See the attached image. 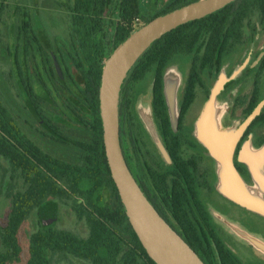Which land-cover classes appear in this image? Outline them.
Segmentation results:
<instances>
[{
    "label": "rangeland",
    "instance_id": "374dc122",
    "mask_svg": "<svg viewBox=\"0 0 264 264\" xmlns=\"http://www.w3.org/2000/svg\"><path fill=\"white\" fill-rule=\"evenodd\" d=\"M173 1L140 0V13L134 20V28ZM72 6L73 0H0V96L21 130L44 151L63 161L83 165L87 153L72 140L94 144L101 141L102 129L95 110L86 105L82 94L85 80L77 63L81 61L87 65V61L73 27ZM25 16L37 38L29 51L25 50L20 33ZM108 17L110 34V21L115 19V14ZM222 18L224 27L213 63L201 64L205 46H213L210 44L214 39L210 36L201 40V50L187 55L176 54L169 61L164 78L165 92L168 82L172 89L167 103L172 125L182 139V155L194 163L191 171L203 198L213 200L219 214L240 212V225L264 236V214L226 196L222 188L225 172L221 157L205 143L201 129L211 104L214 142L223 147L250 115L255 103H262L259 114L264 112V69L259 70L264 64V13L260 2L237 0L225 9ZM44 57L48 58L47 62ZM154 75L155 68H152L129 85L132 97L122 114V140L135 173L144 163L155 169H167L172 165L152 113ZM25 76L41 99L42 113L54 121L64 137L52 132L40 120L34 103L26 94L22 82ZM263 140L264 122H261L250 128L249 135L234 152V161L243 165L239 157L242 146L251 144L250 150L255 152ZM216 176L220 180L217 188L212 184ZM247 184L244 185L252 194L264 196V188H252ZM61 186L64 193L47 197L27 213L18 229L21 253L4 264H25L30 237L40 228L53 226L78 238L88 237L90 226L83 212V195L74 193L65 182ZM26 189L27 183L20 171L0 156L1 252L7 251L2 232L12 208V196ZM102 193L107 205L117 207L111 187L103 185ZM226 225L232 228L231 224ZM231 238L228 246L234 247L244 264H264V255H256L255 247H242L238 239ZM49 258L50 264H92L82 255L62 250L50 251Z\"/></svg>",
    "mask_w": 264,
    "mask_h": 264
},
{
    "label": "trees",
    "instance_id": "16d2710c",
    "mask_svg": "<svg viewBox=\"0 0 264 264\" xmlns=\"http://www.w3.org/2000/svg\"><path fill=\"white\" fill-rule=\"evenodd\" d=\"M193 1L196 0H175L144 23ZM235 1L237 0L199 19L185 22L154 40L128 71L120 89L118 110L122 143V114L132 97L129 85L141 79L150 69L155 68L152 85L153 117L166 142L170 158L180 170L182 169L187 179L186 165L180 155L181 140L172 128L165 94V71L169 61L176 54L187 55L196 49L201 50L203 48L201 40L207 36L213 38L214 42L210 44L213 46H209V44L205 46L201 64L205 66L207 63H213L217 56L216 49L220 45L219 40L224 27L222 14ZM258 2H260L264 13V0H255V3ZM72 11L73 27L79 35V46L87 61V65H83L81 61L77 63L85 80L82 94L86 105L95 110L96 118H98L99 126L102 129L101 141L89 144L72 140L87 153L86 163L83 165L69 163L54 157L21 130L0 96V156L18 169L27 183L25 191L12 196V208L2 232V242L7 251H0V264L6 263L13 256L20 255L22 249L18 229L27 213L35 206L40 205L47 197L64 193L62 182L67 183L74 193L83 195L85 200L83 212L90 226L89 235L82 239L53 226L40 228L30 237L29 257L25 264H50L49 252L53 250L82 255L88 258L92 264H158L147 253L132 228L111 176L104 148L103 125L99 108V86L104 61L118 44L137 29L134 28V20L140 13V0H73ZM110 14H115V19L110 21L112 31L109 34L107 19ZM20 33L25 50H31L32 42L37 38L32 32L30 20L26 16L20 25ZM37 45L41 50L43 49L38 42ZM44 61L47 62L48 58L44 57ZM263 69L264 64H261L259 70L263 71ZM22 82L27 96L34 103L40 120L52 132L64 137L54 121L42 113L39 107L41 99L35 94L30 79L25 76L22 78ZM257 104L255 103V106ZM261 122H264V112L250 121L235 150L249 135L250 128ZM236 167L240 175L246 172V170L243 171V168ZM153 177L156 180V174ZM161 180L165 179L161 177ZM103 185L112 188L118 202L117 207L113 208L104 202ZM141 188L156 207L146 190L142 186ZM192 197L194 206L208 226L209 233L203 228L195 210L191 211L189 204L192 216L188 212L184 216L183 213L181 214L185 220L182 223V232H179L182 237L206 264H244L217 235L203 212V205L195 191L192 192ZM185 198L188 200L187 197ZM159 213L168 222L167 217L162 212L159 211Z\"/></svg>",
    "mask_w": 264,
    "mask_h": 264
},
{
    "label": "water",
    "instance_id": "95a60500",
    "mask_svg": "<svg viewBox=\"0 0 264 264\" xmlns=\"http://www.w3.org/2000/svg\"><path fill=\"white\" fill-rule=\"evenodd\" d=\"M234 0H196L158 15L135 29L118 44L105 59L99 86V108L103 125V142L111 176L116 185L129 222L147 253L158 264H167L160 255L162 246L184 264H206L182 235L165 220L145 195L125 158L120 139L119 96L128 71L138 58L167 31L194 19H199ZM258 103L244 123L232 134L223 147L214 142L212 132V105L209 104L202 122L205 143L220 155L224 169L222 182L226 194L251 209L264 213V201L246 189L234 163V152L245 128L259 114Z\"/></svg>",
    "mask_w": 264,
    "mask_h": 264
},
{
    "label": "flooded vegetation",
    "instance_id": "af4514ba",
    "mask_svg": "<svg viewBox=\"0 0 264 264\" xmlns=\"http://www.w3.org/2000/svg\"><path fill=\"white\" fill-rule=\"evenodd\" d=\"M171 123H172V120H171ZM155 125L159 130V133L164 142V146L167 150L166 142L162 136V133L156 121H155ZM172 128L174 130V133L180 137V134L177 131H175L173 125H172ZM180 140H181L180 155L182 156L185 162V165H186L185 169H186V173L188 174V179L186 175L184 174V172L182 171V169L180 170L178 168V165L173 161V159L170 158L168 150H167V153H168L169 159L172 162L171 167L167 169H157V168L155 169L151 166L145 165L144 163V164H141L140 167L138 168V173H135L130 164L129 154H128L129 151H127L124 144L122 146H123L125 158L134 176L138 180L139 184L146 190L149 196L153 199V202L156 204V207L158 208L156 209L162 212L163 215L167 217L168 222L171 226H173L178 232H182V229H183L182 223L183 221H185L181 215L182 213H184L183 208L185 209L184 211L190 213L191 216H192L191 211L194 209L195 213H197V215L199 216V220L203 228L209 233V229H208V226L206 225L205 220L202 218L201 214L198 212L196 206H194L192 192L195 191L197 193L198 198L200 199L201 204L203 205V212L206 214L215 232L222 239V241L228 245L227 241H230L229 239H232L231 238L232 235L230 232V228L228 227V225H226V223L231 224L233 226L240 225V222H241L240 212L234 211L233 213H231V211H223L222 213L219 214V211H218L219 208L214 205L213 200L203 198V196L201 195L197 187L193 173L191 171V165L194 166V163L187 161L183 157L182 152H181V145H182L181 137H180ZM122 143H123V140H122ZM234 163L236 164V166L243 168V171L246 170L245 172L246 175L241 173V176L243 177L244 181L250 184L251 180L249 178L248 170L246 166L243 163H242L243 165H239L235 161ZM153 173L156 174V180H154ZM161 177L164 178L166 182L165 180H161ZM218 178L219 177L216 176L215 179L212 181V184H214L216 188L220 181L218 180ZM221 193L220 191H218V194L220 196L222 195ZM222 196L224 197V195ZM185 197H187L188 200H186ZM189 204L191 206V211H190ZM237 210L239 211L238 208ZM221 215H222V219H220ZM256 232L258 233L257 230Z\"/></svg>",
    "mask_w": 264,
    "mask_h": 264
},
{
    "label": "crops",
    "instance_id": "0c3cea01",
    "mask_svg": "<svg viewBox=\"0 0 264 264\" xmlns=\"http://www.w3.org/2000/svg\"><path fill=\"white\" fill-rule=\"evenodd\" d=\"M250 146L251 144H244L240 150L239 156L240 161L246 166L249 178L251 180L250 184H247L246 181H244V183L246 182L245 184L250 185L252 188L258 186L264 188V140L258 143V150L255 152L250 150ZM253 195L264 201V196H260L259 194ZM230 232L236 241L238 239V242L242 247H245V245H250L251 248L255 247V249L258 250L256 255H264V236L259 235L256 231L245 229L242 225H232ZM230 248L234 251V247L231 246ZM249 251L253 253V251ZM241 261L243 262L242 259Z\"/></svg>",
    "mask_w": 264,
    "mask_h": 264
},
{
    "label": "bare ground",
    "instance_id": "6f19581e",
    "mask_svg": "<svg viewBox=\"0 0 264 264\" xmlns=\"http://www.w3.org/2000/svg\"><path fill=\"white\" fill-rule=\"evenodd\" d=\"M171 89H172V84L171 82H168V85L166 87V91H167L166 97L168 98L170 96ZM226 186H227V183L222 182V188L226 189ZM160 255L167 264H184L177 257H175L174 255L169 253L166 249H164L162 246L160 247Z\"/></svg>",
    "mask_w": 264,
    "mask_h": 264
}]
</instances>
